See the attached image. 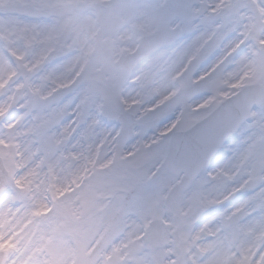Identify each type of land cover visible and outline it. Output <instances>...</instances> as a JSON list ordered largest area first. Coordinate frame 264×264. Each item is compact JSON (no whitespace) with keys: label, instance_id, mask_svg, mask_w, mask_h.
I'll return each mask as SVG.
<instances>
[{"label":"snow or ice","instance_id":"1","mask_svg":"<svg viewBox=\"0 0 264 264\" xmlns=\"http://www.w3.org/2000/svg\"><path fill=\"white\" fill-rule=\"evenodd\" d=\"M0 264H264V0H0Z\"/></svg>","mask_w":264,"mask_h":264}]
</instances>
